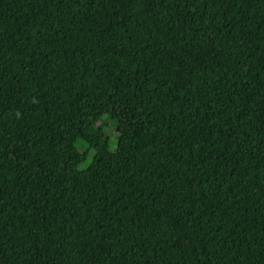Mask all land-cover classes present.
Returning a JSON list of instances; mask_svg holds the SVG:
<instances>
[{"label": "trees", "instance_id": "16d2710c", "mask_svg": "<svg viewBox=\"0 0 264 264\" xmlns=\"http://www.w3.org/2000/svg\"><path fill=\"white\" fill-rule=\"evenodd\" d=\"M0 264H264V0H0Z\"/></svg>", "mask_w": 264, "mask_h": 264}, {"label": "rangeland", "instance_id": "374dc122", "mask_svg": "<svg viewBox=\"0 0 264 264\" xmlns=\"http://www.w3.org/2000/svg\"><path fill=\"white\" fill-rule=\"evenodd\" d=\"M109 133H111V134H112L113 132L110 130V131H109Z\"/></svg>", "mask_w": 264, "mask_h": 264}]
</instances>
